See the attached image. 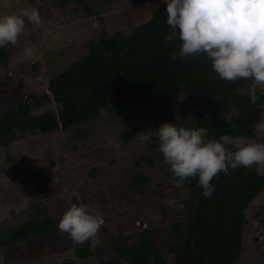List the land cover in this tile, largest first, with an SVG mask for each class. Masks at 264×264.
Wrapping results in <instances>:
<instances>
[{
    "label": "rangeland",
    "instance_id": "obj_1",
    "mask_svg": "<svg viewBox=\"0 0 264 264\" xmlns=\"http://www.w3.org/2000/svg\"><path fill=\"white\" fill-rule=\"evenodd\" d=\"M78 2L70 0L57 6L56 0H0V16L33 7L41 17L39 25L26 21L25 31L16 44H6L8 58L0 62L1 114L25 100L28 94L41 96L50 79L89 52L103 29L109 33L118 30L128 33L163 4L161 0ZM82 2L97 10L106 26L96 17H89ZM35 64L39 65L38 70L31 72L30 67ZM176 104L142 106L130 113L103 110L98 117L78 127L84 131L81 137L74 127L30 144L23 141L14 144L9 154L16 160L0 168V229L29 217L38 220L44 211L56 218V230L28 243L8 244L5 246L8 256L1 253L0 264H101L114 258V240L120 235L137 240L149 232L156 245L165 242L174 219L185 218V191L171 180L173 175L164 160L155 161L153 166L137 162L141 156L151 154L146 142L139 139L141 132L155 131L165 122L180 126L182 116ZM54 106L46 103L37 111ZM184 122L186 126L187 121ZM133 129L141 132L124 145L121 134ZM249 142L264 143V105L255 138ZM93 167L98 169L94 177L90 175ZM40 175L52 181L49 196L36 204L41 207L36 214L31 205L37 203L32 193L34 180ZM138 175L147 178L141 193L128 187L129 180ZM73 203L83 204L90 213L103 217L95 241L77 244L58 230L59 219ZM247 209L248 225L255 231L244 238L238 264H264V190ZM81 247H87L91 253L85 260L75 255V250Z\"/></svg>",
    "mask_w": 264,
    "mask_h": 264
},
{
    "label": "trees",
    "instance_id": "obj_2",
    "mask_svg": "<svg viewBox=\"0 0 264 264\" xmlns=\"http://www.w3.org/2000/svg\"><path fill=\"white\" fill-rule=\"evenodd\" d=\"M56 1L57 6H63L70 0ZM82 3L89 17L102 21L97 10ZM165 9L166 4H160L148 19L128 33L103 29L89 52L50 79L41 96L28 94L9 111L0 113V168L16 160L10 157L9 150L17 142L30 144L74 127L81 137L84 131L78 127L103 110L130 113L137 107H173L177 102L183 118L179 127L207 128L210 139L228 134L235 139L253 140L263 112L264 86L253 84L250 79H220L204 56L180 58L179 40L174 44L164 40L171 31L165 23ZM102 25L106 26L105 21ZM5 50L6 45L0 47V62L8 58ZM173 51L177 52L175 59L171 56ZM38 67L35 64L30 71L35 72ZM242 87L254 88L259 99L250 102L249 95L237 92ZM50 102L54 108L37 111ZM189 110L193 113L189 114ZM140 132L141 129L126 130L120 138L125 145ZM150 139L146 142L150 157L141 156L138 165L146 162L153 166L155 161L163 160L156 150V138ZM48 157L52 164V157ZM97 172L93 167L90 175L94 177ZM146 180L145 176H133L128 187L141 193ZM171 180L175 182L173 176ZM51 181L45 175L34 180L32 197L37 203L31 205L36 214L41 208L36 204L49 196ZM211 183L215 190L210 197H204L196 176L184 181L181 188L187 198L185 218L174 219L169 237L161 245L151 240L149 232L137 240L120 235L114 240V258L101 264H238L244 238L255 231L248 225L247 208L264 190V176L257 175L255 166L238 167L229 169L227 174L218 173ZM55 230L56 218L44 211L38 220L29 217L6 226L0 229V254L8 256L5 246L10 243H28ZM90 254L87 247L75 250L80 260Z\"/></svg>",
    "mask_w": 264,
    "mask_h": 264
},
{
    "label": "clouds",
    "instance_id": "obj_3",
    "mask_svg": "<svg viewBox=\"0 0 264 264\" xmlns=\"http://www.w3.org/2000/svg\"><path fill=\"white\" fill-rule=\"evenodd\" d=\"M166 4L165 23L171 29L164 36L169 43L179 40L180 58L204 56L211 61L212 70L220 79L237 81L250 79L264 85V0H161ZM27 22L39 25L41 17L36 8L0 16V47L16 44ZM173 59L177 52L171 53ZM255 103V89L238 88ZM51 95L50 92H47ZM175 178L183 187L187 178L196 176L202 195L210 197L215 190L212 179L229 169L255 166L257 175L264 176V143L235 139L224 134L210 139L203 127H177L161 123L155 131L145 130L141 142L151 140ZM104 223L99 214H92L83 204L73 203L61 216L57 228L75 243L95 241Z\"/></svg>",
    "mask_w": 264,
    "mask_h": 264
}]
</instances>
